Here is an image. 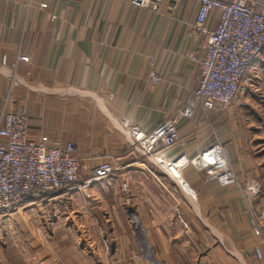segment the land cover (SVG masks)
Instances as JSON below:
<instances>
[{"label": "crops", "instance_id": "1", "mask_svg": "<svg viewBox=\"0 0 264 264\" xmlns=\"http://www.w3.org/2000/svg\"><path fill=\"white\" fill-rule=\"evenodd\" d=\"M196 10L189 0H0V115L24 112L30 139L72 143L79 163L78 189L0 216V244L14 238L22 248L8 264H264L252 232L255 223L264 231V52L227 110L180 118L199 79ZM216 18L213 10L212 30ZM171 118L179 143L164 156L193 160L182 171L193 203L122 129L149 132ZM214 142L235 174L228 188L199 172L196 156ZM103 163L116 174L87 184ZM250 180L262 188L256 199L241 191Z\"/></svg>", "mask_w": 264, "mask_h": 264}, {"label": "built area", "instance_id": "2", "mask_svg": "<svg viewBox=\"0 0 264 264\" xmlns=\"http://www.w3.org/2000/svg\"><path fill=\"white\" fill-rule=\"evenodd\" d=\"M180 1V0H176ZM197 10L193 29L202 37L200 52L190 59L199 66V79L191 97L180 112V118L190 120L196 108L202 113L225 111L235 101L250 65L264 52V0H189ZM162 0H130L134 8L157 7ZM217 13L216 26L212 30L208 22L211 12ZM26 59L18 57L22 62ZM5 65V58H2ZM150 83L155 86L159 77L154 62L148 63ZM18 83L12 79L10 88ZM177 118L157 124L151 131L122 124L133 148L138 149L145 160L159 168L172 180L187 199L193 203L196 193L185 182L182 171L193 160L181 159L178 163L168 161L164 153L179 143ZM0 216L14 212L26 201L70 192L76 187L79 163L74 157L76 148L72 143L61 141L43 142L28 137V117L24 112L0 115ZM199 172L206 180H212L220 188H228L235 182V174L218 142L202 149L196 156ZM116 170L109 164L94 168L90 182L112 177ZM242 193L251 199L261 195V185L254 180L245 182ZM123 196L128 185L121 183ZM133 225L137 220L130 216ZM184 226L182 220L179 221ZM259 238L253 250L261 258L264 247V231L258 224L252 227Z\"/></svg>", "mask_w": 264, "mask_h": 264}, {"label": "rangeland", "instance_id": "3", "mask_svg": "<svg viewBox=\"0 0 264 264\" xmlns=\"http://www.w3.org/2000/svg\"><path fill=\"white\" fill-rule=\"evenodd\" d=\"M19 242L20 241H17L14 238H4V237L2 238L1 244H0V249L3 252L8 251V254H6L4 256L1 255V259L6 260V262H1L0 264H8L7 258L9 256V254H11V255L16 254L19 252L18 250L22 249V248L17 246ZM17 264H22V263H17Z\"/></svg>", "mask_w": 264, "mask_h": 264}]
</instances>
